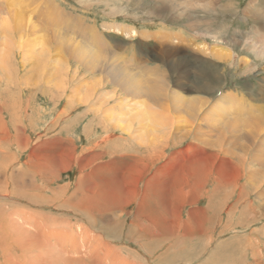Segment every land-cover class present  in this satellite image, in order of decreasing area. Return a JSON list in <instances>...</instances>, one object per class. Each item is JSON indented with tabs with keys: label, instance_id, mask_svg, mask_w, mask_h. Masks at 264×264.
I'll return each instance as SVG.
<instances>
[{
	"label": "rangeland",
	"instance_id": "374dc122",
	"mask_svg": "<svg viewBox=\"0 0 264 264\" xmlns=\"http://www.w3.org/2000/svg\"><path fill=\"white\" fill-rule=\"evenodd\" d=\"M262 51L264 0H0V264H264V181L216 145L264 114ZM102 53L170 96L121 94Z\"/></svg>",
	"mask_w": 264,
	"mask_h": 264
},
{
	"label": "bare ground",
	"instance_id": "6f19581e",
	"mask_svg": "<svg viewBox=\"0 0 264 264\" xmlns=\"http://www.w3.org/2000/svg\"><path fill=\"white\" fill-rule=\"evenodd\" d=\"M73 28L74 29L78 28V29H80V31H83V29H85L87 31V28L86 27L83 28V26L81 24L75 25ZM108 28H110V26ZM125 28L126 27L121 26V24H116L114 27V29L116 31H118L119 33H121V32L123 33ZM92 31H94V29H92ZM68 32L69 31H67V33ZM93 41L97 43V45L99 46L98 50L100 49V51L101 50L103 51V49H105L107 47V46L106 47L104 46L105 43L101 42L99 37H97V35H95V34L93 36ZM87 43H85V44L87 45V47H89V42H87ZM59 47H61V46H59ZM77 51L78 52H76L75 54L73 53L74 51L68 52L69 60L73 61L76 64H81V65L85 64L87 66V64L85 63V59L83 58V55H81V53L78 49H77ZM210 51H211V49H210ZM216 52H218V51H216ZM204 53H205V51H204ZM207 54H208V51H207ZM217 54H215V51H214V53H212L210 55L218 58L219 56ZM262 54H264V51H262ZM101 55L102 56L97 57V56H94L93 54H90V56L87 57L88 58L87 61L90 60L89 61V68L90 67L93 69L96 68L101 73H104V75L103 74L102 75L104 76L105 82L109 83L110 86H113L114 88H118L119 92H121V94H124L125 96H130L132 98H136V97H138V99H139V97L145 98L148 102H152V103L157 102L156 104H159L158 102L161 99L163 92H166V94H164L166 97L170 96V94H168V91L166 90L165 78L162 75L163 70L161 71V69L159 70V68H155V67H154V69L151 68V71H152L151 75L155 76V74H157L156 75L157 78L155 80H153L152 82L149 80H148V82H146V81L141 80V73H143L144 68L138 69L139 71L136 72V71H134V69H137V68L131 69L129 67L128 68L125 67V65L121 64L120 60L118 58H115L112 54L102 53ZM221 55H222V52H221ZM132 60L135 61L134 59H132ZM135 63H137V62H135ZM135 63H134V65L136 66L137 64H135ZM132 64H133V62H132ZM169 82H168V84H169ZM105 88L106 87H104L103 89H105ZM215 89H214L215 92H217L218 88H215ZM194 90H201V89L198 88V86H197V87L192 88V91H194ZM201 91H204V90L202 89ZM175 93L176 92H173L172 95H175ZM181 95L182 94L178 95V97L179 96L181 97ZM182 97H184V96H182ZM196 100L197 101H194V102H192L191 100H188L189 101L188 104H184V103L181 104L182 108H184L183 110L184 111L186 110L185 113H187L190 116L188 118H194V119H201L202 118V116H201V118H198V117L201 114V112H203V109H205V102L198 101L199 99H196ZM176 101H177V99H176ZM213 105H214V107H212V108H217L220 105H222L220 112L224 111L226 109L224 95L221 94V96L214 102ZM138 106H139V104H138ZM206 111H208V110H206ZM155 113H156V111H155ZM207 115L208 114H206V116ZM224 117H226V116L224 115ZM136 118L138 120V127H139L143 123V120H142L143 118L141 119L140 115H137L135 117V119ZM130 121H132V119H130ZM203 121H204V119L202 120V122ZM227 121H229V120H227ZM242 123L243 124H241V120H238L237 122L235 121L231 125H229L228 130L226 127V130H227L225 132L226 135L223 133V131H221L222 136L220 137L218 143L216 144V145H218L217 149L219 150V152L223 156L230 158L231 161L233 160L237 164L238 167H239V165H241L242 167H245V169H247V175H249L251 177H255V175H256L257 179L259 178L260 181L261 180L264 181V114H256V115H253L251 117H247V119L244 118ZM224 127H223V129H224ZM244 130H245V132H244ZM121 131L128 139L129 138H131V139L136 138V137H134V134H133V132H135L133 125H131L130 123H129V125L122 127ZM187 135H189V134L184 133V134H181L180 136H177V137H179L178 141L181 142L180 139L182 137L186 138ZM227 135H229V136H227ZM108 137H110V135ZM194 137L196 138V136H194ZM172 144L175 146V143H172ZM210 144L214 145L213 143H210ZM226 146H229V148H225ZM147 150H148V147H147ZM250 170H252V171H250ZM245 173H246V171H245ZM250 188L252 189V191L255 195L264 194V189H262L260 187L257 189V186L251 185ZM226 189H227V187H226ZM257 200H258V198H257Z\"/></svg>",
	"mask_w": 264,
	"mask_h": 264
}]
</instances>
